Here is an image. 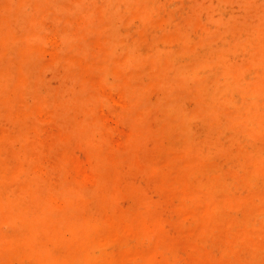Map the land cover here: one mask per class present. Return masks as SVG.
Masks as SVG:
<instances>
[{"label": "rangeland", "instance_id": "1", "mask_svg": "<svg viewBox=\"0 0 264 264\" xmlns=\"http://www.w3.org/2000/svg\"><path fill=\"white\" fill-rule=\"evenodd\" d=\"M49 255L264 264V0H0V264Z\"/></svg>", "mask_w": 264, "mask_h": 264}, {"label": "bare ground", "instance_id": "2", "mask_svg": "<svg viewBox=\"0 0 264 264\" xmlns=\"http://www.w3.org/2000/svg\"><path fill=\"white\" fill-rule=\"evenodd\" d=\"M29 207H30V205H29ZM32 211H34V210H32ZM12 218H13V220H15L16 219V221H17V218L19 219V220H21V221H24L25 219L27 220V221H29V219L27 218V216L25 215V216H23L22 214H12ZM25 218V219H24ZM52 259H53V257H51L50 255H49V259H48V261H49V263H47V264H59V263H56V262H52ZM61 264H65V263H61Z\"/></svg>", "mask_w": 264, "mask_h": 264}]
</instances>
